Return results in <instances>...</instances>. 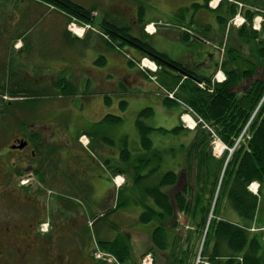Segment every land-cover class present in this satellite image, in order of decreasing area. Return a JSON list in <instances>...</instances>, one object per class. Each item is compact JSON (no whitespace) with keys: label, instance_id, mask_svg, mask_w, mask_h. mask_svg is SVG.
<instances>
[{"label":"rangeland","instance_id":"374dc122","mask_svg":"<svg viewBox=\"0 0 264 264\" xmlns=\"http://www.w3.org/2000/svg\"><path fill=\"white\" fill-rule=\"evenodd\" d=\"M161 1H163L164 4L161 3L159 5L161 6L160 12L155 13L158 15H161L165 12L169 13L171 11V6L173 5L171 2L172 0ZM179 1L185 2V0ZM189 1L192 0H188V2ZM216 1L219 0H215V2ZM222 1V7L220 8V10L215 11L214 16L218 12H221L225 16V18H227V22L224 27L216 26L214 20L212 23H209V21H212V18L207 14L201 17L200 20H198V22H200L201 24V27H188L190 28L188 29V37L190 38V42L188 44H194L198 47L203 48L202 50L204 51V53L202 55V58L194 59L191 56L189 59H187L185 51L180 48L178 43V31L175 32V30H173L170 26L165 27L163 25L160 26L159 24L155 23L150 24L151 29L149 28V31L156 30L153 33L156 34L159 30V34L154 37L150 35L148 36L144 32V36H148L147 41L149 42L150 47L154 49V51H156L155 54L158 52L162 55V57L164 56L171 61L174 60L183 62L182 58H184L188 62L192 61V63H188L189 65H191L189 68L192 70V67H194L195 73L198 75L197 77L204 79L208 77L210 79V76L218 70V67L212 66H214V64L217 62H219L220 64L221 60L222 62H224L227 59L228 49H233L232 51L238 50L240 55H242L244 58H252L251 56L253 47L257 43L262 44L261 41L264 40V32L262 31V28L264 27V8L256 9L254 6H251L248 3H235L234 0ZM75 2L84 7L94 5L98 9L96 12L97 16L94 17L95 24L96 22L97 24L101 23V13L106 12L108 8L116 9L119 3L118 0H75ZM25 3L27 2L23 0H0V35L2 36V38L0 39V57L6 56L8 58L4 75L5 80H9L10 70L8 65L9 58L12 55L13 57L11 58V62H13V66H15V63L20 66H24V68L18 67L24 70L21 73V76L26 77L28 73L32 75V84H37L39 89L48 86L51 87L50 83L52 81H55L54 78L56 77V80L58 78L60 79V77H58L60 75L66 76L69 79H67V81H69L71 84H76L77 81H80L79 76L75 75L78 70V53L76 50H78L79 45L74 44L68 46L65 45L61 39V27L63 23L67 21V18L64 16V14L59 13L55 9L49 8L42 3L40 4L41 6L39 7V10L32 13V8L24 7ZM33 4L37 5L36 3ZM231 5H233L231 14L227 15V9L232 7ZM131 8H134V6L131 5ZM125 9H128V12L125 13L129 14V5L126 6ZM248 9L254 13L250 20H246L243 16L245 10ZM260 12H262V14H260ZM34 13H37V15L35 16ZM28 17L32 19V28L29 27L30 25L27 27L25 23L24 26L19 24L15 28V32L18 33L20 32V30H22L27 33V31L29 30V41L31 40L32 42V51L29 52L25 50L23 54L20 55L14 52L12 53L11 51L5 52L4 46L2 45H12L18 43L16 42V39L18 37L14 36L13 32L11 31V26L15 24L17 18L20 19ZM199 17L200 15H198L196 19H198ZM173 20L174 19H171L170 22H173ZM72 21L77 22L75 23V26L77 30L81 31V38H84L85 28L83 26L90 27L91 25L77 19H73ZM207 24H210L212 27L210 31L207 27ZM244 25L246 29H251L252 31L258 33V38H256V40L249 39V41H244L239 38L237 32ZM147 28L148 27H146V29ZM93 29L94 30L88 29V33L89 31H93V34L95 36H99L102 34V38L106 42L108 41V43H110L116 51V55L111 56L110 60L113 61L111 67L114 70V74L116 75L118 80H123L127 77V85L132 81L134 83H137L133 79L138 80V74L135 75V73H132L130 71L129 76H127L125 73V62L127 60H130L134 62L132 67L139 66V69L141 71L140 74L142 77H147L146 79H148V77H151L149 78L151 81L157 82V84L160 86L158 88V92L161 95V98L166 99L165 97H167V99L173 102L171 105L166 106L164 115H161V113H159V115L150 114V116L144 118V126L150 128V125L152 123H161L162 120H164V125L173 123V118L170 115V112L172 111H170L169 109H177L180 112V114L178 115L180 122H178L176 126L177 128H181V130L178 135L174 136L171 133L166 132L148 131L147 137L149 139H151V137L154 135V137L156 138L154 144L151 145V149L146 150L143 148L141 138L137 140L132 129V126H136V120H138V116L136 117V119L132 120V110L130 109L131 106L128 107V110H126L124 113L129 114L123 117L124 126L122 125L121 130L124 127L126 129L125 133H129V136H131V133L133 134V137L130 139L131 142L129 151V157L132 158V161L137 158H143V155L146 158L143 161L149 160L148 163H143L144 169L139 171L141 175L147 176L140 182H135V180H133V173L128 174V176L118 173V177H114L116 179H111V181H108L105 184H102L101 182L96 183L95 180H92L91 182L85 181L86 187L83 195H81L82 198L85 199V202L84 205L80 206L82 207L81 209L83 211V220L85 219L84 232L82 236H84L85 240L88 239L89 242H91L90 244L92 245L93 251L101 249V253L99 255L102 257V260L100 261L103 264H141L145 260L147 261L149 259L152 261L151 264H214L209 261V255L205 253L206 249L204 247V244L209 230V222L212 218H214L215 210L213 211V208L215 207V203L217 201L216 196L218 194V183L216 187H214L212 205L210 210L208 211L209 213L207 215V221L204 227H202L200 230L197 229L200 221L192 220V213H179L177 209L175 210L176 214L173 221L174 224L175 222L177 223V226L175 227H173L172 222H167V224L165 225L166 227H160L159 223L156 221H149L148 223H145L140 220V217L141 214L146 210L145 206L150 203L147 202L150 200L148 198H145V195H147L146 189L159 184L167 173L173 171L177 174H182L179 185L175 188V192H180L185 187L188 181L191 182L189 185L190 187L195 186L194 179L197 181V171L195 168V164L200 160L190 149V146L192 145V142L195 138V127H197L198 125H202V130L208 131L210 133V138L206 135L207 137L201 138L199 142L203 143L208 139L209 144L206 145L211 149V155L213 156V158L218 161H226L227 158H229L233 153L235 147H228L216 134L214 129L211 128L209 124H207L197 115V113L188 105L187 99L189 98V95L181 93L178 87L179 85H186L188 88L189 85L194 84V88L198 91V93L202 95H211L214 91V85L216 83L211 82L209 84L212 79L208 82L207 79L203 80L202 82H194L196 76L189 77L186 74L182 73L181 76L176 75L174 77V79L177 78L175 82V84L177 85H173L174 90H172L168 85L165 86L160 82V80H158L159 75L162 71H164L165 66L159 63L154 58V56L150 54H144L130 45L120 46L119 44L111 40L108 35L102 33L101 30V34L96 33L98 32L96 25H93ZM74 33H76V30L74 31ZM182 35L183 34H181L180 38L182 37ZM21 44H26V41H21ZM19 46L20 45H18L17 47ZM167 48L169 50L171 49V56L169 54L167 55V52L164 51V49ZM160 49H162L163 51H160ZM205 52L213 53L214 56L212 57L214 58V61H208L207 57L211 54L208 53L207 55H205ZM80 54H82V51ZM16 57L18 59L20 58V60L17 61ZM83 57L85 56L82 55V57H80L79 59H82ZM166 68L169 72V66L166 65ZM113 70L110 71L113 73ZM221 70L223 71L222 68ZM85 71L88 75L93 74L92 71L88 69H85ZM0 73H2V71ZM223 73L225 74L224 71ZM172 74L175 75L174 73ZM93 75L95 76V78L100 79L101 88L106 90L107 86L104 84V72H102L101 75ZM216 75L214 80H217V78L219 80L223 79L221 75H218V77H216ZM260 75L261 71H259L255 79L259 78ZM81 76L84 79L82 74ZM75 78L77 79L74 80ZM129 78L131 80L130 82ZM170 82L171 84H174V80H169V83ZM122 84H125V82H122ZM77 90L78 89L76 88V91ZM117 91H124V89L119 88ZM59 92H61L62 95H65V93L68 92L67 86L63 87L61 91L58 87L51 90V94H57ZM189 93L192 94L193 92ZM76 96H80L81 98L64 96L58 97L53 95L52 98H50L53 99V102L41 104L39 105V109L48 108L49 110H51L52 114H59L64 117V119H66L67 121L66 123H77L78 135L80 134L79 136H81L82 134H86L89 137V141L91 142V144L93 142V146L95 147L98 146V144H100L101 142L100 138L98 137L101 133L106 134V131H108L112 136L114 135L115 137H120V122L113 125L105 122L94 125L96 116L101 113V105L97 99H83V96H86V93H84V91L82 90H78ZM126 97L127 101H129L133 96L127 95L125 96V98ZM1 101L2 103L0 104H2L3 108H5L6 104L10 102L8 98H0V102ZM140 103L144 104L143 99H140ZM188 107H190V110L192 111H189ZM144 110L145 109L141 110L140 113ZM35 112H39V110ZM38 115L39 114L35 113L32 114V122H39V120H41V117ZM175 118L177 119V117ZM183 119L185 120L186 124L184 123ZM195 123L197 126L195 125ZM206 125H208L209 127L206 128ZM188 126L194 129L191 130L188 128ZM162 128L163 130H166V127ZM171 129H168L167 131H170ZM138 136H140L139 131ZM249 136L250 133L248 128L245 131L246 139ZM246 139L244 138V140ZM71 143V152L73 155L78 152L82 153L84 151V148L80 143H78L77 139L71 140ZM79 157L80 156L78 155V158ZM158 157H160L159 160H157ZM85 160L87 161L88 158L85 157ZM71 165L73 167V163H71ZM75 167L76 165L74 166V168ZM86 167H88L87 163ZM125 170L130 171V168H127ZM152 170H155L153 175L150 174V171ZM220 177L221 175H219V179H221ZM219 179L218 182H220ZM109 182L111 184V198L107 201L105 200V204H103L101 199H104L105 197L103 195H95L94 192L96 193L103 191L104 193V189ZM255 188L256 184H254V186H250V189L252 191L255 190ZM207 192L208 190L206 188L205 193L207 195H210V192L209 194ZM196 193L197 190H195V194L192 195L196 196ZM190 197L191 196L189 194L187 197L188 201H190ZM79 200L81 201V199ZM118 201L121 204H126L125 207H116L115 203H117ZM47 205L49 206L51 205V203L48 202ZM262 211H264V208L262 209ZM106 213H110L107 219H99L98 221H96V219L102 217V215ZM259 221L264 229V216L262 213L260 214ZM73 225L76 226L75 221L73 222ZM157 227L161 228L162 230L166 229L165 233L167 235V249L164 252L159 251L158 248L155 247L152 243V232ZM103 237L112 242L115 240V238H122L127 250L124 252L116 253L117 255H115L116 258L114 261V258L108 257V254H112L113 252H110L108 250L104 251L102 250V246L98 247L97 245L100 240H103ZM117 251H121V248L117 249ZM121 257H123V259ZM124 257H127V259H125ZM146 263L149 264L150 261H147Z\"/></svg>","mask_w":264,"mask_h":264},{"label":"trees","instance_id":"16d2710c","mask_svg":"<svg viewBox=\"0 0 264 264\" xmlns=\"http://www.w3.org/2000/svg\"><path fill=\"white\" fill-rule=\"evenodd\" d=\"M202 1L203 2L199 0L192 1L190 6L185 8L182 7L177 12L175 11L174 16L180 18L184 23L185 18L183 12L186 14L188 12L195 13L197 10L202 9L205 14L214 15V12L211 11L208 6L210 0ZM236 1L248 3L256 9L264 8V0ZM146 2L134 0L132 4L134 6V8H132L133 11H131V14H127L125 13L128 12V9H125L126 3H121L119 1L116 9L108 8L106 12L101 13V23L98 24L97 22L96 24L94 23L95 18L92 16L94 12L93 9H86V7L72 0H32V13L37 12L42 3L64 14L67 21H65L61 27V39L65 45L70 46L76 44L79 45V49L80 44H78V40H84L73 36L67 29L68 24L73 19H77L89 23L92 27L96 25L98 29L96 33L101 34V30L102 33L108 35L111 40L120 46L130 45L144 54L154 56L159 63L165 66L158 80L165 86L168 85L172 90L174 89L173 85H177L175 84L177 78L174 79V77L176 75L181 76L182 73L189 77L196 76L194 82L206 80L197 77L198 75L187 67V64L184 63L183 65L181 63L172 62L163 56L167 62L174 65V68L171 66L169 67L170 69L168 72L166 61L163 59L162 55L158 52L155 54L156 51L150 47L147 41L149 35L144 36L143 33L141 34L140 27L142 25V28L145 26L147 14L153 15L156 14L155 12H160L157 8H153L151 5L146 4ZM222 5L223 2L216 10H220ZM231 6L232 7L227 9V15L231 14L233 5ZM34 14L35 16L37 15V13ZM253 14L254 13L249 9L244 12L247 20H250ZM159 16H162V14ZM215 18L219 27L225 26L227 18H225L221 12H218ZM193 24L194 27H201L200 22L196 21V23ZM207 27L209 31L212 28L210 24H207ZM136 29L138 30L135 31ZM262 31L264 32V27ZM237 33L239 38L244 41H249V39L256 40V38H258V33L251 29H246L245 25L241 27ZM88 34H93V31H89ZM15 36L19 38L25 37V32L20 30ZM188 36V33H183L181 37L183 43L188 44L190 42ZM1 38L2 36L0 35V39ZM95 38L100 42L101 47L110 50V52H114L113 54L116 55L114 47L102 38V34L95 36ZM261 43L262 44L257 43L253 47L252 58H244L236 49V51H232L233 49L227 50V59L221 64V68L226 74V80L222 83H216L211 95H202L198 93L194 88V84L189 85L188 88L186 85L178 86L181 93L189 95L187 99L188 105L197 115L214 129L216 134L228 147L235 148L225 166L227 160L218 161L211 155V149L206 145L209 144L208 139L203 143L199 142L201 138H206L207 136L210 138V133L208 131H203V126L198 125L196 127L194 141L190 146V149L196 154L197 158L200 159L195 164L197 171V181L194 179L195 186L190 187L189 185L191 182L188 181L180 192H175V188L179 185L182 174H177L173 171L167 173L159 184L146 189L147 195H145V198H148L150 201L147 202L150 203L145 206L146 210L140 217L142 222L148 223L149 221H156L159 223L160 227H166L165 225L167 222L173 223L176 214L175 210L177 209L179 213H192L191 219L200 221V224L197 226V229L200 230L207 221L208 211L212 205L214 187H216L218 183L217 201L213 208V211L215 210L214 218L209 222V230L204 244L206 249L205 253L209 255V261L214 264H238L237 259L239 257L242 258L244 264H264V233L252 231L254 226L257 228L262 227L259 221L260 214L262 213L264 216V211H262L264 208V40L261 41ZM2 46H4L5 52H9L8 49L10 45ZM207 54L208 52H205V55ZM199 55H203V53L200 54L198 52L197 56ZM127 63L131 66L134 64L130 60H127ZM104 64L105 58L102 55V57L96 61V65L103 66ZM1 71L0 85L3 91H5L7 85L4 78L6 68L3 67L0 72ZM259 71H261V75L259 78L255 79ZM65 77L66 76L61 75L60 79L58 78L53 85H50L51 87L48 86L42 89H39L37 84L32 83L30 87H26V80L22 77H19V81L17 80L14 82L18 83L16 89L17 93L27 95L26 98L32 106L33 114L38 113L35 111L38 110L39 105L53 102V99H50L53 96L51 90L56 87L61 91L63 87L67 86L68 90L65 95H62L60 92V95L57 94V96L72 97L77 95L75 86H72ZM169 80H174V84H171V82L169 83ZM10 81L11 85L9 87L10 91H12L14 88L13 79H10ZM210 83L211 82H209V84ZM189 92L193 93L190 94ZM107 100L109 99L107 98ZM164 103L166 106H169L173 102L169 99H165ZM124 105L125 103L122 102L121 106L124 107ZM151 113V110L143 111L136 122L141 143L146 150L151 149V145L153 144V141L147 137L148 131L151 132L152 130L144 126L143 119ZM121 120L119 116L107 115L103 122L113 125L121 122ZM248 128L250 136L246 139L245 131ZM180 130L181 128H176L170 132H165L171 133L174 136L180 132ZM244 138L246 140H244ZM159 159L160 157L157 158V160ZM121 161V167L130 166L132 164V160L126 148L121 150ZM138 161L139 160H135L133 167L130 168L131 171H129V173H133L135 182H140L147 176H142L139 171L144 169V162H149V160H145L141 164H138ZM107 163L108 162H106V164ZM120 172H122V174H128L125 169L124 171H120L119 168L115 170L114 174ZM154 172L155 170H152L150 174L153 175ZM219 175H221V179H219ZM85 179L86 181L91 180L88 177ZM218 179L220 182H218ZM253 182L260 184L258 195H254L249 190V186ZM206 188L208 190L207 193L209 194L210 192V195L205 193ZM195 190H197V193L196 196H193L192 194H195ZM189 194L191 196L190 201L187 200ZM102 203L105 204L104 201ZM125 205L126 204H121L119 201L115 203L116 207H125ZM109 214L110 213H106L102 215V217L96 219V221L99 219H107ZM172 225L175 227L177 223L175 222V224L173 223ZM165 230L157 227L152 232V243L162 252L167 249V235ZM102 239L103 240L98 242L99 247L102 246V250L104 251L108 250L113 252V255L127 250L122 238H115L113 242L105 237ZM119 248H121V251H117ZM121 258L123 259V257ZM124 258L127 259V257Z\"/></svg>","mask_w":264,"mask_h":264},{"label":"flooded vegetation","instance_id":"af4514ba","mask_svg":"<svg viewBox=\"0 0 264 264\" xmlns=\"http://www.w3.org/2000/svg\"><path fill=\"white\" fill-rule=\"evenodd\" d=\"M119 1L129 5L131 14L134 0ZM6 63L0 59V70ZM8 67L6 90L0 85V98L10 101L5 108L0 104V264H103L82 236L79 199L86 175L80 153L71 152V140H78L77 123H66L48 108L38 109L41 120L32 122V106L14 82L22 77L30 87L32 75L21 76L24 66L16 63ZM110 192L101 200H109ZM69 194L77 199L69 200Z\"/></svg>","mask_w":264,"mask_h":264},{"label":"crops","instance_id":"0c3cea01","mask_svg":"<svg viewBox=\"0 0 264 264\" xmlns=\"http://www.w3.org/2000/svg\"><path fill=\"white\" fill-rule=\"evenodd\" d=\"M141 2H146V4L151 5L153 8H157L159 11L161 9V6L159 5L163 3V1L161 0H141ZM171 2L173 5L171 6V11L169 13L165 12L162 14V16H159V15L157 16V14H153V15H150L149 13L147 14V18L144 24L145 26L143 28H142L143 25L140 27L141 34L142 33L144 34V32H146L145 27L151 26L150 24H153V23L159 24L160 26L163 25L165 27L170 26L173 30H175V32L178 31L177 32L178 43H179L180 48H182V50L185 51L187 59H189L191 56L194 59H196L198 57L197 56L198 52L200 54L204 53V51L202 50L203 48L198 47L194 44L183 43L180 36L182 33H186V32L189 33L188 29L190 28L188 27L195 28L193 23H196L197 21L196 19L197 14L192 13V12H188L186 14L183 12V15L185 18L184 23L186 25L182 22L180 18L174 16L175 11L177 12L182 7L185 8L187 6H190L192 1L188 2V0H185V2H181L179 0H172ZM24 7L32 8V2L25 3ZM204 15L205 13L204 11H202V17ZM151 16H154V17H151ZM211 18H212V22L214 20L216 23V26H218L215 16L211 15ZM171 19H174L173 22H170ZM24 23L27 25V27L30 25L29 27L32 28L31 26L32 19L28 17V18H20V19L17 18L15 21V24L12 25L13 29L16 28L19 24L24 26ZM137 30L138 29H136L135 31ZM158 31L156 34H148V33L146 34L155 37L159 34ZM23 40L26 41V44L22 45L21 41ZM16 42H18L17 44H20L22 46V51L23 50H27L29 52L32 51V42L31 40L29 41V30L27 31V33H25V37H22V38L18 37L16 39ZM78 44H80V48L77 51L78 67H79V70L77 73L80 78V81H79L80 87L78 88L80 91L82 90L86 93L90 92L89 94H91V95L88 94L89 96H84L83 99L92 98V99H97L99 101L101 105V113L98 116H96V119H95V122H97L96 124L102 123L104 121L105 116L109 114L123 116V117L127 116V114L129 113H124V112L128 110L129 106H131L130 109L132 110V113H131L132 120L136 119L137 116L139 117L138 114L143 109L145 110L152 109V112L154 115H159V113H161V115L165 114L166 105L163 99L157 95L158 87L156 83L151 81L149 77L148 79H146L147 77L146 78L142 77L140 74L141 71L139 67L137 66L132 67L127 63V61L125 62L124 68H125V73L127 76H129L130 71L132 73H135V75L137 74L139 75L138 80L133 79L137 83H134L133 81L130 82L131 80L129 78L130 83L128 82L129 84L127 85L126 84L127 77L124 78L123 80H118L116 75L114 74V70L111 67L113 64V61L110 60V57L115 56V55L112 52H110V50L101 47L100 42L95 38L94 35L86 33L84 40L82 41L78 40ZM81 51H82V54H80ZM160 51H163V50L160 49ZM164 51L167 52V55L169 54L171 56L170 54L171 49L169 50L167 48V49H164ZM82 55H84L86 58L83 57L82 59H79L80 57H82ZM102 55L105 58V64L103 66H98L96 65V61L100 57H102ZM85 69L92 71L93 74H99V75H101V73L104 72V84L107 86V89L106 90L102 89L101 84H100V79L95 78L93 74L92 75L86 74ZM110 70H113V73ZM81 74L83 75L85 80L82 78ZM122 82H125L123 86L125 87L126 91L130 93V96H133L129 101H127L128 105L126 106L125 109H121L118 106V102L115 99L113 101L110 100V98L114 97L115 94L118 92L117 90L120 88V84ZM118 96L120 95H117V98L119 99ZM107 98L109 100H107ZM140 99H143L144 104L140 103ZM169 110L172 111L170 112V115L173 118L172 120L173 123H168L167 125H164V120H162L161 123H158V122L152 123L150 125V128L152 129V131H160L163 129L162 127H166V130L177 127L176 124L180 122L179 121L180 119L178 118V115L180 114V112L177 109H169ZM175 117H177V119ZM122 125L124 126V119L122 120L121 125L119 127V132L121 133L119 138L115 137L114 135L112 136L108 131H106V134L101 133L98 136L101 142L100 144H98V146L96 147L94 146V150H95L94 152L96 154V157L92 158L85 150L83 151L84 159L82 161V168H83V172L85 173L86 177H88L89 179H93V180L101 182L102 184H105L108 181H111L114 175L118 174V173L114 174V172L116 168H121V163H122L121 150L123 148H126L127 150L130 151V142H131L130 139L133 137L132 133H131V136H129V133L128 134L125 133L126 129L124 127L121 130ZM105 126H108V125H105ZM132 129L134 131L136 139L139 140L136 126H132ZM85 157L88 158L87 161L85 160ZM106 162L108 163L106 164ZM86 163L88 164V167H86ZM110 188H111V184L109 182L108 185H106L105 189H110ZM94 194L102 195L103 191L96 192Z\"/></svg>","mask_w":264,"mask_h":264},{"label":"bare ground","instance_id":"6f19581e","mask_svg":"<svg viewBox=\"0 0 264 264\" xmlns=\"http://www.w3.org/2000/svg\"><path fill=\"white\" fill-rule=\"evenodd\" d=\"M213 3H214V6H215V5H217V4L219 3V1H216V2H215V0H213V1H212V4H213ZM149 28H150V26H149ZM149 28H148V29H149ZM150 29H151V28H150ZM75 30H76L77 33H81V31L77 30V28H75ZM152 69H153V68H152ZM174 100H175V99H174ZM189 128H190V127H189ZM190 129H193V128H190ZM83 140H84V141H83ZM82 141H83L84 145H87V144H88V141H87L86 138H83ZM146 264H148V263H146Z\"/></svg>","mask_w":264,"mask_h":264}]
</instances>
